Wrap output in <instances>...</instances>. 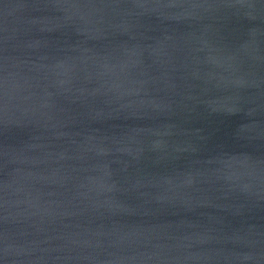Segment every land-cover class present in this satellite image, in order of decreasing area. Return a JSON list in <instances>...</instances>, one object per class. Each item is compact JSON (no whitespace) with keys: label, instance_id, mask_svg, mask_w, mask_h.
<instances>
[{"label":"water","instance_id":"obj_1","mask_svg":"<svg viewBox=\"0 0 264 264\" xmlns=\"http://www.w3.org/2000/svg\"><path fill=\"white\" fill-rule=\"evenodd\" d=\"M0 264H264V0H0Z\"/></svg>","mask_w":264,"mask_h":264}]
</instances>
